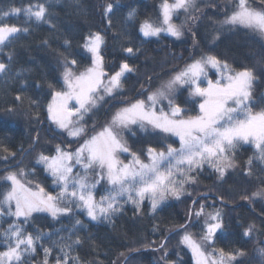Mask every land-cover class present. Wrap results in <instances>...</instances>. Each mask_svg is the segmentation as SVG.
Wrapping results in <instances>:
<instances>
[{
  "label": "snow or ice",
  "instance_id": "snow-or-ice-1",
  "mask_svg": "<svg viewBox=\"0 0 264 264\" xmlns=\"http://www.w3.org/2000/svg\"><path fill=\"white\" fill-rule=\"evenodd\" d=\"M46 4L47 0H37L24 8L10 6L0 10V53L7 56V62L0 60V76L3 78L23 77L24 70L13 71L12 61L16 45L22 36L29 33L32 25L43 23L55 28ZM73 4L79 6V0H73ZM118 7V4L111 2L104 6L109 27L112 24L109 14L114 15V8ZM199 10L197 0H173L171 3L162 0V19L158 22L150 19L141 21L135 7L127 12L126 20L137 23L140 35L145 39H160L163 33L179 40L184 35V25L173 22V16L179 18L184 14L186 19L196 20L198 17L195 13ZM21 14L23 24L10 23L6 19ZM223 26H227L224 28L226 31H232L234 26L243 27L264 40V7L252 8L248 0H237L231 14L225 16ZM219 35L220 32H217L214 39H219ZM43 43L47 45L48 41L44 40ZM63 43L68 54L60 53L59 80L55 84L45 81L52 96L46 111L57 133L66 134L72 140L67 147L56 144L53 154L38 152L34 166L28 171L20 167L0 177L4 182L0 190V219L14 218L7 221V228L0 230V239L6 246L5 251H0V264H31L38 248L44 253L42 264H49V257L52 264H86L74 255L77 247L83 243L79 231L88 227L76 215L77 212L98 224H113L126 203H132L139 210L147 199L150 211L155 215L169 197L180 200L185 195L192 196L185 185L196 184L197 177L192 173L197 172L198 175L205 165L214 170L217 180L225 181L228 170L238 166L234 157L237 149L243 145H253L256 149L254 157L247 161L245 174L251 176L254 167H260L264 172V108L254 110L264 103V95L259 101L255 95V85L264 76V54L257 60L262 66L260 73L254 67L237 70L225 59L202 55L172 74L170 79L161 82L146 99L125 101L123 90L126 74L134 73L136 68L125 60L119 65V70L109 75L104 69L101 49L106 41L101 33H89L81 45L90 54V63L83 70L76 67L77 60L68 51L71 41L64 39ZM121 50L129 57L140 51L130 42L121 44ZM212 69L218 75L215 80L209 77ZM148 79L151 80V77ZM183 85H188L190 95L202 98V101H198L199 113L196 115H190L176 101L177 86ZM37 87L40 85L37 84ZM14 99L19 104L0 106V114L15 118L21 114L18 108L26 101L28 107L24 115L31 116L39 123L38 107L33 108L38 104L36 100L19 94ZM115 100H120L121 104L113 105L115 110L111 112L110 119L99 130L93 124L89 133L86 124L81 121L89 113L95 116L96 110ZM137 129L145 133L159 131L176 137L179 147H173L176 141L166 143L164 150L149 147L146 162L131 151L125 139V132L135 135ZM72 142L79 145L74 151L69 150ZM38 143L37 133L33 145ZM0 149V158L4 160L16 156L15 152H10L2 144ZM122 153L130 154L128 163L121 159ZM254 160L258 162L256 165ZM36 166H40L51 178L52 192L46 191L40 183L33 185V180L29 179L35 175ZM77 166L79 169L74 172ZM101 181L108 187L105 194L97 199L95 189ZM256 198L264 199V188L241 196V199L249 202ZM204 199H207L206 195ZM219 199L223 202V197ZM191 205L187 211V222L174 227L181 230L180 244L191 251L195 264H243L240 258L246 253L242 249L226 251L217 244L229 228L223 209L210 205L209 210L198 199H193ZM33 213H47L53 220L68 217L72 221L68 235H61L62 229L59 228L55 233L40 229L28 231L25 225L30 223ZM193 217H203L199 234L188 229L187 225ZM156 230L154 227L153 231ZM254 230L255 225L249 224L243 235L248 237ZM141 247L147 248L149 244L142 243ZM154 250H163L161 259L165 264H171L166 260L165 240ZM54 251L57 254L52 256ZM138 251L140 247L128 248L130 253ZM258 254L264 264V247L258 249ZM120 256H125V253L121 252ZM128 259L125 257V264Z\"/></svg>",
  "mask_w": 264,
  "mask_h": 264
},
{
  "label": "trees",
  "instance_id": "trees-1",
  "mask_svg": "<svg viewBox=\"0 0 264 264\" xmlns=\"http://www.w3.org/2000/svg\"><path fill=\"white\" fill-rule=\"evenodd\" d=\"M36 2L37 0H0V10H6L10 6L24 8ZM108 2L119 5L118 8H114V15L109 14L112 20L111 27L104 15V6ZM161 2L162 0H79L77 6L73 4V0H47L46 7L51 12L55 28L43 23L32 25L29 33L22 36L16 45L12 61L13 71L24 70L23 77L5 79L0 76V106L18 105L19 102L14 98L19 94L36 100L38 104L33 105V108L38 107L39 111V123L31 116L24 115L28 107L26 101L18 108L21 113L19 116L12 118L0 114V144L10 152L16 153L14 158L9 156L8 160L0 158V175L20 167L28 171L34 166L38 152L53 154L56 144L67 147L72 140L64 134L57 133L48 120L46 111L52 96L45 81L55 84L59 80L60 53L68 54L65 52L64 39L71 41L68 51L71 57L77 60L76 67L81 70L90 63V54L81 45L89 33L95 32L101 33L106 41L101 52L104 56V69L109 75L119 70V65L125 60L135 66L134 73L126 74L127 81L123 90L125 101L146 99L161 82L168 80L172 74L202 55H214L225 59L237 70L254 67L258 73L262 71V66L257 60L264 54V40L243 27L234 26L232 31L224 30L227 26H223L222 20L231 14L237 0H201L200 10L195 13L198 19H191L184 37L179 40L165 35L160 39H145L139 33V25L126 20L127 12L131 7H135L141 21L150 19L158 22L161 18ZM248 3L256 9L264 7L262 0H248ZM6 19L10 23L23 24L24 17L21 14L19 17ZM217 32H220L219 39H214ZM44 40L48 41L47 45L43 43ZM129 42L140 49L137 55L129 57L121 50V44ZM0 60L7 62V56L0 53ZM148 77H151V80ZM37 84L40 87H37ZM59 86L58 84L57 87ZM255 95L258 101L264 95V76L255 85ZM201 100V97L190 95L188 87L182 88L176 94L177 103L190 115L199 113L198 101ZM119 104L120 100L112 101L97 112L96 116L87 117L84 124L88 132H92L93 124L97 130L102 127L115 110L113 105ZM260 108H264V103H260L254 110ZM37 133L39 143L33 145ZM125 139L131 151L141 157L146 156L149 147L163 150L166 143L176 141L159 131L145 133L138 129L135 135L125 132ZM173 145H178V142ZM78 146L72 142L69 150L73 151ZM254 153V148L249 145L238 148L234 157L238 166L228 170L225 181L217 180V174L208 166L199 170L198 175L197 172H193L192 175L197 177V183L185 185L192 192V196L185 195L180 200L169 197L157 209L155 215L151 213L150 203L147 201L139 210L134 205L125 204L123 212L115 217L113 224H98L90 221L83 213L77 212L76 215L88 227L79 231L83 243L77 247L74 255L79 256L86 264L113 262L125 264V257L129 258L127 264H165L161 259L163 250H154L162 240H165L167 261L174 264H195L191 251L180 244L181 230L174 226L187 222V211L192 206L191 201L198 199L209 210L211 205L222 208L226 214L225 219L229 228L217 241L218 246L226 251L242 249L246 253L240 258L243 264H262L258 249L264 247V199L256 198L252 202L241 199L242 195H250L264 188V172H261L260 167H254L251 176L245 174L247 161L254 157ZM257 163L254 160V165ZM29 179L33 180V185L40 183L46 191H53L51 178L40 166H36L35 175ZM3 184H0V190ZM205 195L207 199H204ZM219 197H223V202ZM202 224L203 217L200 219L193 217L187 226L194 234H199L202 231ZM249 224H254L255 230L250 236L245 237L243 232ZM71 226L72 221L68 217L62 216L59 220H53L44 213L32 215L30 223L25 225L30 232L40 229L46 233H55L59 228L62 229L60 234L65 236L68 235L67 230L71 229ZM154 227L156 231H153ZM142 243L149 244V247H141ZM130 247H140V251L130 253L128 252ZM4 248L6 247L0 246V249ZM121 252L125 253V256H120ZM56 254L54 251L52 256ZM43 257V250L38 248L31 264H42ZM49 264H52L51 257Z\"/></svg>",
  "mask_w": 264,
  "mask_h": 264
},
{
  "label": "rangeland",
  "instance_id": "rangeland-1",
  "mask_svg": "<svg viewBox=\"0 0 264 264\" xmlns=\"http://www.w3.org/2000/svg\"><path fill=\"white\" fill-rule=\"evenodd\" d=\"M170 3L171 2H173V1H169ZM201 2V0H197V3L199 4ZM253 8V7H252ZM160 19H162V17L160 18ZM173 22H175V23H177V24H183L184 25V35H185V33H186V31H187V29L186 28H189V26H190V24H191V19H186V15H184V14H181V15H179V18H177V16L176 15H174L173 16ZM222 24H223V20H222ZM162 35H165V34H161V36ZM184 35L182 36V37H184ZM165 36H167V35H165ZM169 37H172V36H169ZM153 38H155V37H153ZM172 38H175V37H172ZM209 77L210 78H212L213 80H215V79H217L218 78V75L216 74V72H215V69H212V70H210L209 71ZM170 79V78H169ZM201 82H202V84H203V78H201ZM185 87H188V85H183V86H177V93L182 89V88H185ZM110 99V98H109ZM202 99V98H201ZM202 101V100H201ZM74 103V102H73ZM166 103V102H165ZM105 107V106H104ZM103 107V108H104ZM102 108V109H103ZM165 110H167V109H165ZM101 111V109H99V110H96V113L98 112H100ZM97 115V114H96ZM95 115V116H96ZM89 116H91V117H94L91 113H89L87 116H85V119L87 118V117H89ZM110 119V116L105 120V122H104V124L108 121ZM84 122L85 121H81V123L82 124H84ZM103 124V125H104ZM54 127H55V125H53ZM101 128V127H100ZM99 128V129H100ZM98 129V130H99ZM65 136H66V134H64ZM70 139H72V138H70ZM173 139H175L177 142H178V139L176 138V137H173ZM249 146H251V147H253L254 148V150H255V152H256V149H255V147L253 146V145H249ZM173 147H179V143H178V145H173ZM164 150V149H163ZM74 151V150H73ZM120 156H121V159H124V161H125V163H128L130 160H131V156H130V154H128V153H122V154H120ZM125 157H127V159H125ZM141 157V156H140ZM141 159H143V160H145L146 162H147V159H146V156H143V157H141ZM205 166H207V165H205ZM79 169V166H77L76 168H74V172H76L77 170ZM6 174V172L5 173H3L2 175H0V177H3L4 175ZM2 183H4L2 180H0V184H2ZM106 187H108L103 181H101L100 182V184H98L97 185V187H96V189H95V192H96V196H97V199H99V197L101 196V195H104L105 194V189H106ZM168 200V199H167ZM166 200V201H167ZM145 201H147V202H149V200H147V199H145L144 200V202ZM165 201V202H166ZM143 202V203H144ZM164 202V203H165ZM150 203V202H149ZM163 203V204H164ZM126 204H131V205H133L132 203H126ZM162 204V205H163ZM34 214H37V213H33V215ZM44 214H47V213H44ZM11 219H14V218H11V217H6V218H3V219H0V230H2V229H4V228H7V226H8V224H7V221L8 220H11ZM2 226H5V227H2ZM0 246H5V244L3 243V241H2V239H0ZM6 247V246H5ZM6 250V248H4V249H0V251H5ZM194 260V259H193ZM194 263H195V261H194ZM171 264H174V263H171Z\"/></svg>",
  "mask_w": 264,
  "mask_h": 264
}]
</instances>
